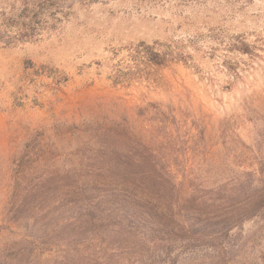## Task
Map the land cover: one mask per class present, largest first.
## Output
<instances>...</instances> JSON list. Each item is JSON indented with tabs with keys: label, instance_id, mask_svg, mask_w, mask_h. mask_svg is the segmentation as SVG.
<instances>
[{
	"label": "rangeland",
	"instance_id": "obj_1",
	"mask_svg": "<svg viewBox=\"0 0 264 264\" xmlns=\"http://www.w3.org/2000/svg\"><path fill=\"white\" fill-rule=\"evenodd\" d=\"M24 5L0 0V264H264V0H64L18 40Z\"/></svg>",
	"mask_w": 264,
	"mask_h": 264
},
{
	"label": "trees",
	"instance_id": "obj_2",
	"mask_svg": "<svg viewBox=\"0 0 264 264\" xmlns=\"http://www.w3.org/2000/svg\"><path fill=\"white\" fill-rule=\"evenodd\" d=\"M64 0H25V5L17 16V19H10L7 27L17 29V39L18 40H27L32 38L42 22L46 21V14L53 13L56 11H62L61 3ZM59 9V10H58ZM145 55L150 62L162 66L166 63V60L162 58L160 53L156 52L153 47L147 46Z\"/></svg>",
	"mask_w": 264,
	"mask_h": 264
}]
</instances>
